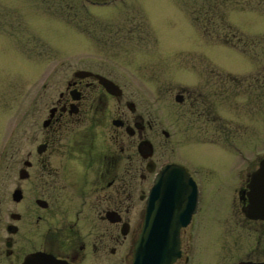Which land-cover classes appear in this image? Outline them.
Here are the masks:
<instances>
[{
  "label": "rangeland",
  "instance_id": "374dc122",
  "mask_svg": "<svg viewBox=\"0 0 264 264\" xmlns=\"http://www.w3.org/2000/svg\"><path fill=\"white\" fill-rule=\"evenodd\" d=\"M93 62L178 129L179 156L202 187L187 264H232L239 254L221 251L222 219L241 170L264 156V0H0L2 213L20 116L42 117L68 70ZM178 87L201 91L210 114L181 113Z\"/></svg>",
  "mask_w": 264,
  "mask_h": 264
},
{
  "label": "flooded vegetation",
  "instance_id": "af4514ba",
  "mask_svg": "<svg viewBox=\"0 0 264 264\" xmlns=\"http://www.w3.org/2000/svg\"><path fill=\"white\" fill-rule=\"evenodd\" d=\"M201 93L178 87L181 113L210 114ZM145 102L135 101L101 66L84 63L68 70L42 117L27 123L30 113L20 116L13 131L11 208L0 211V264H24L31 254L32 264H131L149 189L171 162L184 165L198 187L197 208L179 229L173 264L190 262L202 187L179 156L178 129L153 117ZM256 167L245 175L241 170L237 202L232 199L222 219L221 251L239 254L232 264L264 262V218L248 213L247 184Z\"/></svg>",
  "mask_w": 264,
  "mask_h": 264
},
{
  "label": "water",
  "instance_id": "95a60500",
  "mask_svg": "<svg viewBox=\"0 0 264 264\" xmlns=\"http://www.w3.org/2000/svg\"><path fill=\"white\" fill-rule=\"evenodd\" d=\"M101 81L112 86L105 77ZM112 83V82H111ZM177 101L180 95H175ZM248 213L251 217L264 218V156L251 173ZM198 190L185 167L168 163L154 178L146 200L142 228L134 243L131 264H173L180 255L179 228L186 225L197 205ZM33 255L24 264H32ZM48 261V257L43 258ZM237 264H264L240 261Z\"/></svg>",
  "mask_w": 264,
  "mask_h": 264
},
{
  "label": "trees",
  "instance_id": "16d2710c",
  "mask_svg": "<svg viewBox=\"0 0 264 264\" xmlns=\"http://www.w3.org/2000/svg\"><path fill=\"white\" fill-rule=\"evenodd\" d=\"M205 13V12H204ZM238 38H239V36H238Z\"/></svg>",
  "mask_w": 264,
  "mask_h": 264
}]
</instances>
